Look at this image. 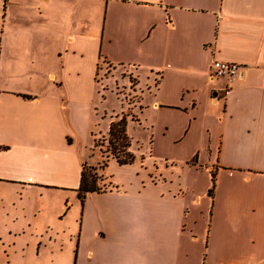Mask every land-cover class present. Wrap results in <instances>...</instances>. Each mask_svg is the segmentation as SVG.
Returning <instances> with one entry per match:
<instances>
[{"label":"crops","instance_id":"0c3cea01","mask_svg":"<svg viewBox=\"0 0 264 264\" xmlns=\"http://www.w3.org/2000/svg\"><path fill=\"white\" fill-rule=\"evenodd\" d=\"M0 264H264V0H0Z\"/></svg>","mask_w":264,"mask_h":264},{"label":"trees","instance_id":"16d2710c","mask_svg":"<svg viewBox=\"0 0 264 264\" xmlns=\"http://www.w3.org/2000/svg\"><path fill=\"white\" fill-rule=\"evenodd\" d=\"M127 125V115H123L121 118L111 122L108 134L110 151L113 154L114 158H116L120 164L131 163L134 160V155L129 149V147L131 146V139L127 132ZM99 145V140H97L96 146ZM106 162H104V165H107ZM87 166L88 165L84 166L81 174L79 196L82 200L86 197L87 193L100 190L96 176L89 173V169H87Z\"/></svg>","mask_w":264,"mask_h":264},{"label":"rangeland","instance_id":"374dc122","mask_svg":"<svg viewBox=\"0 0 264 264\" xmlns=\"http://www.w3.org/2000/svg\"><path fill=\"white\" fill-rule=\"evenodd\" d=\"M104 68V67H103ZM103 68H101L102 70H103ZM122 67H120L119 68V71H122V69H121ZM118 71V72H119ZM113 73V70L111 71V69H109V72H108V74H110V73ZM102 73V72H101ZM107 73V72H106ZM119 76H120V74H119ZM107 76H106V74L103 76H99V79H100V81H99V84H100V82H101V88L102 89H104L105 90V88H110L109 87V82H107L104 78H106ZM222 79H225V77H221ZM118 83H117V87H114L113 89H114V91L116 92L117 91V93H123V95L121 96L123 99H126V101H127V103H129V104H131V103H134L136 100H137V98H136V95H134L133 94V92L131 91V90H126V89H122L121 88V85H122V83H120V81H121V79L118 77ZM134 79L132 78V83H134V81H133ZM112 84L114 85V81L112 80ZM96 112V111H95ZM127 116H131L130 115V113L129 114H127ZM98 117V116H97ZM98 125H97V127L95 128V130H99L98 129ZM97 133V135H96V140L98 139L99 140V146H97L98 147V149H99V153L101 154V156H102V158H101V162H100V165H97V166H92V167H90V166H87V169H89V173H91L92 175H95L96 176V178H97V182H99L101 179H103V174L101 173V169H103V168H105L107 165H108V161H109V159H110V157L111 156H113V154L111 153V151H110V148H109V143H108V139H109V135H107V136H100L99 134H98V132H96ZM80 142V144H81V141H79ZM89 144H92V141H90L89 142ZM77 146H78V144H76ZM93 145V144H92ZM94 146V145H93ZM92 153H95V151L94 150H92ZM96 155H97V153H95ZM8 159H9V161L12 163V162H14V155H12V156H6ZM114 157V156H113ZM108 160V161H107ZM107 161V162H106ZM104 162H106L107 163V165H104ZM98 186H99V188H100V190L101 189H107V187L106 186H104L103 184L101 185L100 183H98Z\"/></svg>","mask_w":264,"mask_h":264},{"label":"built area","instance_id":"2783aa9c","mask_svg":"<svg viewBox=\"0 0 264 264\" xmlns=\"http://www.w3.org/2000/svg\"><path fill=\"white\" fill-rule=\"evenodd\" d=\"M212 70L213 77H225L231 82L240 75L242 66L236 61L215 59Z\"/></svg>","mask_w":264,"mask_h":264}]
</instances>
